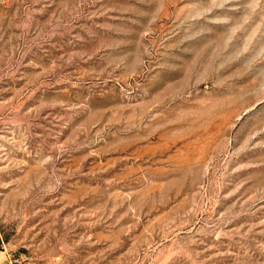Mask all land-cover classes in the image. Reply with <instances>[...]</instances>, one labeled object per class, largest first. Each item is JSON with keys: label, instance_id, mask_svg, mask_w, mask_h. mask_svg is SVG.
I'll return each instance as SVG.
<instances>
[{"label": "rangeland", "instance_id": "374dc122", "mask_svg": "<svg viewBox=\"0 0 264 264\" xmlns=\"http://www.w3.org/2000/svg\"><path fill=\"white\" fill-rule=\"evenodd\" d=\"M0 264H264V0H0Z\"/></svg>", "mask_w": 264, "mask_h": 264}]
</instances>
